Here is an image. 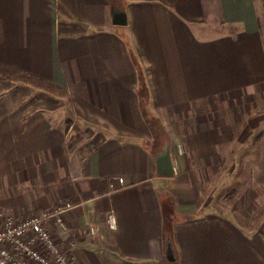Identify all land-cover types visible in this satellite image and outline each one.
Returning a JSON list of instances; mask_svg holds the SVG:
<instances>
[{
    "label": "crops",
    "instance_id": "obj_1",
    "mask_svg": "<svg viewBox=\"0 0 264 264\" xmlns=\"http://www.w3.org/2000/svg\"><path fill=\"white\" fill-rule=\"evenodd\" d=\"M112 7L126 25L113 23ZM127 39L170 139V177L157 172L160 146L146 144L151 123ZM0 67L43 82L0 77V209L23 220L69 203L66 229L48 225L61 245L78 242L81 264H168L165 217L177 264H264V217L248 226L200 187L236 141L226 100L264 92V0H0ZM94 211L103 219L91 236Z\"/></svg>",
    "mask_w": 264,
    "mask_h": 264
},
{
    "label": "rangeland",
    "instance_id": "obj_2",
    "mask_svg": "<svg viewBox=\"0 0 264 264\" xmlns=\"http://www.w3.org/2000/svg\"><path fill=\"white\" fill-rule=\"evenodd\" d=\"M214 102L218 105L221 104L220 99H215ZM226 102H228L227 107L229 108L228 116L233 125L230 128L232 130L230 136L231 138L236 136L237 142L233 141L224 145L223 151L226 152V158L218 159V174L200 176L202 177L200 187L204 194L213 195L212 192L216 191L217 204L225 211L227 209L231 212L236 210L237 219L241 218L244 224L250 226L255 224L254 220L258 222L261 217H264V205L256 206L254 204L251 181L249 180L250 169L256 163V156L261 151V148H256V145H259V140L264 135V92L262 91L258 95L249 93L242 98L228 99ZM259 120L263 122V126L258 125ZM260 132L262 133L261 137L255 141L254 137ZM167 141L170 143L169 136L165 132L161 135L159 148L164 149L165 144H168L165 143ZM209 169L214 171L215 167ZM252 208L257 211L255 217L252 214ZM52 220L53 218L50 219V221Z\"/></svg>",
    "mask_w": 264,
    "mask_h": 264
},
{
    "label": "built area",
    "instance_id": "obj_3",
    "mask_svg": "<svg viewBox=\"0 0 264 264\" xmlns=\"http://www.w3.org/2000/svg\"><path fill=\"white\" fill-rule=\"evenodd\" d=\"M119 181L123 182V178H119ZM70 207L68 203L54 213H36L23 220H16L0 209V264H81L76 255L78 242L74 240L66 246L61 245L48 225L50 219L54 218L61 229L65 230L66 225L60 213ZM101 219L98 212H92L86 223V232L91 236L97 235ZM104 221L110 229H117V216L114 212H109Z\"/></svg>",
    "mask_w": 264,
    "mask_h": 264
},
{
    "label": "trees",
    "instance_id": "obj_4",
    "mask_svg": "<svg viewBox=\"0 0 264 264\" xmlns=\"http://www.w3.org/2000/svg\"><path fill=\"white\" fill-rule=\"evenodd\" d=\"M126 44H127V50H128L129 56L131 58L132 63L134 64V67H135L136 72H137L138 85L136 88V93H137L139 103L141 106V111L143 112L144 116L149 121V123H151L152 137L146 144H147L148 148L149 147L155 148V146H160L159 144L161 142V135H163L165 133V130L161 124L159 117L154 115L153 112L149 109L151 95H150V90H149L145 70H144L133 46L131 45V43L128 39L126 40ZM0 77H2V78L6 77L9 79L17 78V79H21L27 83H37L40 85H41V83H43L41 80L36 79L34 76H32L26 72H23L21 70H18L16 68H12V67H0ZM261 135H262L261 132L258 133L254 137L255 141L258 140L261 137ZM165 143L170 144L168 141ZM162 150H163V148L159 149L158 152H160ZM252 193H253V197H254V202H256L258 194L255 191H252ZM173 226H174V220L170 217H165L164 218V225H163V228H164L163 235H164V240H165L166 244H167L168 240L173 242ZM175 257H176L175 264H177L178 263V257H177L176 252H175ZM165 262L169 264L167 259H165Z\"/></svg>",
    "mask_w": 264,
    "mask_h": 264
},
{
    "label": "water",
    "instance_id": "obj_5",
    "mask_svg": "<svg viewBox=\"0 0 264 264\" xmlns=\"http://www.w3.org/2000/svg\"><path fill=\"white\" fill-rule=\"evenodd\" d=\"M111 15L114 24L116 25L127 24V15L124 10L112 7ZM155 161L157 166V172L160 175L166 177L173 176V174L175 173V166L173 163L169 144H165L164 149L156 155ZM165 257L168 260L169 264H175V260H176L175 252L172 242L169 240L166 244Z\"/></svg>",
    "mask_w": 264,
    "mask_h": 264
}]
</instances>
